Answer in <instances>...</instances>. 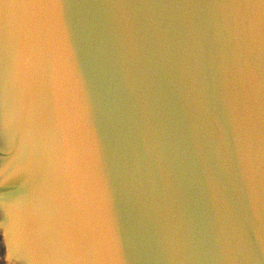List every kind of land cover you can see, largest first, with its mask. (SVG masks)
I'll use <instances>...</instances> for the list:
<instances>
[{"label": "water", "instance_id": "water-1", "mask_svg": "<svg viewBox=\"0 0 264 264\" xmlns=\"http://www.w3.org/2000/svg\"><path fill=\"white\" fill-rule=\"evenodd\" d=\"M0 264H264V0H0Z\"/></svg>", "mask_w": 264, "mask_h": 264}]
</instances>
